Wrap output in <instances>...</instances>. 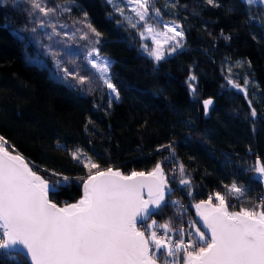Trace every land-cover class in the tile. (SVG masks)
I'll return each instance as SVG.
<instances>
[{
	"label": "trees",
	"instance_id": "obj_1",
	"mask_svg": "<svg viewBox=\"0 0 264 264\" xmlns=\"http://www.w3.org/2000/svg\"><path fill=\"white\" fill-rule=\"evenodd\" d=\"M47 2L71 7L56 18L67 25L87 13L102 35L95 44L97 38L89 33L90 40L82 44L98 48L109 59L120 95L109 107L107 89L99 79L83 86L71 78L54 79L51 60L35 59L39 55L34 41L41 38V29L30 31L35 26L29 17L31 4L0 0V136L7 149L19 153L45 179L69 177L50 195L54 203L64 206L81 197L88 172L69 155L78 147L101 170L112 167L125 175L149 172L162 162L173 190L169 199L178 205L169 204L148 223L171 221L175 227L179 210H187L192 218V207L218 192L230 212L261 211L257 199L263 197L253 174L257 159L264 166V8L241 0H217L220 7L206 0H154L160 22L174 21L184 32L183 47L156 63L142 51L148 42L138 29L128 26L105 0ZM77 27L89 31L82 24ZM69 61L74 70L86 66L81 52ZM190 75L196 77L191 81L195 96L188 87ZM229 79L241 87L249 81L247 98ZM209 98L213 106L205 115L202 102ZM167 145L172 148L163 147ZM181 164L189 187L179 183ZM233 181L247 189L244 196L228 193ZM16 261L26 264L19 255L13 260L0 251V264ZM164 261L161 256L157 263Z\"/></svg>",
	"mask_w": 264,
	"mask_h": 264
},
{
	"label": "snow or ice",
	"instance_id": "obj_2",
	"mask_svg": "<svg viewBox=\"0 0 264 264\" xmlns=\"http://www.w3.org/2000/svg\"><path fill=\"white\" fill-rule=\"evenodd\" d=\"M119 2L107 0L115 11L123 15L124 9L118 6ZM206 2L214 7L221 6L217 0ZM242 2L248 6L264 7V0ZM28 3L31 4L29 17L35 25L30 31L37 33L38 29H51L44 33L51 42L47 49L57 69L63 72V80L68 82L71 78L83 86L93 78L99 79L109 90L111 107L113 100L118 101L120 95L110 75L111 62L102 57L98 48H90L83 57L86 66L78 65L75 70L63 67L59 58L58 46L74 41L77 34L80 40H90V32L97 38L94 43H100L102 34L88 20L87 13L82 20L74 22L71 26L74 30L61 32L56 18L71 12L70 6L61 3L49 6L47 0H28ZM127 3L132 5L131 11L137 19L133 22L131 17L125 18L133 28L142 23L141 38H150L156 45L151 49L147 44L143 47L156 63L183 47L184 32L178 30V23H164V31H160L147 22L150 6L152 15H161L160 9L154 6V0H127ZM80 24L89 32L77 27ZM68 28V25L59 24V29ZM161 37L163 43L169 45L167 50L161 47ZM225 39L229 37L225 36ZM82 71L88 74H81ZM195 80L194 75L189 76L188 87L193 96L196 88L191 81ZM228 83L243 91L247 98V79L245 87L231 79ZM202 103L207 115L213 100L205 99ZM249 106L251 116L257 117L251 101ZM6 144L7 141L0 136V251L13 260L23 251L31 264H157L161 256L165 257L164 264H264V199L259 205L261 211L240 208L232 212L225 196L219 192L215 194L216 203L211 196L200 201L195 208L207 231L193 224L195 232L187 233L189 239L186 243L185 230L173 228L171 221L158 224L152 219L148 223L169 204L178 205L177 201L169 199L173 190L168 186L162 162H157L149 172L133 171L125 175L112 167L101 170L91 156L77 147L69 155L88 172L82 181L83 194L75 203L59 207L50 195L67 184L69 177L62 176L55 181L45 179L19 153L14 155L8 151ZM163 147L172 148V145ZM254 171L259 182L264 184V166L259 159ZM179 173L180 185L189 187L190 180L185 178L182 164L179 165ZM51 174L62 175L55 171ZM246 191L236 181L228 186V193L237 198L244 196ZM191 194L189 191L188 195ZM157 229L162 230L163 235L158 234ZM173 232L179 239L174 240L168 235ZM180 253L182 258L178 255Z\"/></svg>",
	"mask_w": 264,
	"mask_h": 264
},
{
	"label": "rangeland",
	"instance_id": "obj_3",
	"mask_svg": "<svg viewBox=\"0 0 264 264\" xmlns=\"http://www.w3.org/2000/svg\"><path fill=\"white\" fill-rule=\"evenodd\" d=\"M105 1L107 2V0H105ZM110 5L113 8V10L115 11L113 4H110ZM118 6L124 9V14L121 15L119 12H117V11H115V12L121 17V19L123 21L126 22V24L128 26H130V25L128 23V20L125 17H131L132 20H133V22L136 21L137 17H135V14L131 11L132 5H129L127 3V0H120ZM147 22L150 23V24H154L156 26V28H158L160 31H164V28H163L164 23H169V24L172 23V22H166V21L160 22V20H159V18L157 16L151 14V11H150L149 18H147ZM59 24H64V23H62L61 21L58 20V30L61 31V32L74 30V29H72L71 25H68L69 26L68 29H59ZM65 25H67V24H65ZM135 28L138 29L139 35H140V32L144 30L142 23L141 24H138L137 27H135ZM50 31H51V29H41V38H39V39L35 38L34 44L36 46H38L37 47V54L39 55V57L35 56V59H36L37 62L41 63V62H44L46 58H49L51 60L50 61V66H51V74H52V77L54 79L59 80V81L65 82L63 80V75H64L63 72L62 71H59L57 69L56 64L54 62V59L49 54L48 49H47V46L51 42L48 40L47 36L44 35V33L45 32H50ZM83 31L86 32V30H84V29H83ZM145 35L147 36L148 33H145ZM169 35H171V34H169ZM160 40H161V47H163L165 50H167V48H168L169 45L163 43V38L162 37L160 38ZM145 41L148 42L149 49L156 47V45H154L152 43V40L150 38L147 39V40H145ZM169 43H172V42L170 41ZM76 45H79L81 48H77ZM89 49L90 48H87V47H84L83 46L82 40L79 39V34H77V37H76V39L74 41H67L66 42V45H64V46H58V50L61 52V57H59V58L62 60L63 67H67L69 69H72V67L69 65V62H70L69 60L72 57H74L77 54H79L80 52H81L82 57H84V55H86V53H87V51ZM142 51L145 53L146 56L150 57L153 60V58L151 56H149L148 53L145 51L144 47L142 48ZM166 56H170V55H166ZM101 83H102V81H101ZM106 89H107V87H106ZM107 93H108V96H109V90L108 89H107ZM213 199H214V202L216 203V201H215V195L213 196ZM250 210H253V209H250ZM194 232H195V228L193 229V233Z\"/></svg>",
	"mask_w": 264,
	"mask_h": 264
},
{
	"label": "built area",
	"instance_id": "obj_4",
	"mask_svg": "<svg viewBox=\"0 0 264 264\" xmlns=\"http://www.w3.org/2000/svg\"><path fill=\"white\" fill-rule=\"evenodd\" d=\"M258 201H261V199L259 198V199H257ZM259 203V202H258ZM179 208L180 209H182V207L179 205ZM183 211L184 212H181L180 210H179V212H177L176 213V215H175V220H177L178 221V223H177V226H175V227H173V228H175V229H180L181 227L185 230V237H184V239H185V242L187 243L188 242V235H187V233L189 232V231H191V232H193V227H192V225L193 224H195L194 223V220H193V217L191 218L188 214H187V210H185V209H183ZM158 231V230H157ZM158 234H160V235H163V232L162 231H158ZM168 235H171L172 236V238L174 239V240H176V239H179V237H178V235L175 233V232H173V233H168Z\"/></svg>",
	"mask_w": 264,
	"mask_h": 264
},
{
	"label": "water",
	"instance_id": "obj_5",
	"mask_svg": "<svg viewBox=\"0 0 264 264\" xmlns=\"http://www.w3.org/2000/svg\"><path fill=\"white\" fill-rule=\"evenodd\" d=\"M242 1V0H241ZM243 4H245V5H247L246 3H244L243 2ZM252 7H258V8H264V7H261L260 5H255V6H252ZM7 149V148H6ZM8 151H10L12 154H16V152H14L13 150H9V149H7ZM255 166H256V164H255ZM115 170V169H114ZM253 179H254V181L255 182H257L259 185H260V190H261V194H262V197H263V199H264V184H262V183H260L259 182V179H258V177H257V174L255 173V171H254V174H253ZM56 192V191H55ZM80 192H81V196H82V194H83V183L81 184V186H80ZM144 196H145V199L147 198V193H146V191H145V193H144ZM79 200V199H78ZM198 204V203H197ZM196 205V204H195ZM195 205L192 207V214H193V220H194V223H195V225H196V227H199V228H201V230H203V231H207L206 229H204L203 228V224H202V222L200 221V218H199V216L197 215V210H196V208H195ZM59 207H62V206H59ZM19 256H21L24 260H25V262H26V264H31V261H30V258H28V257H26L25 255H24V253H23V251H20L19 252ZM158 264V263H157Z\"/></svg>",
	"mask_w": 264,
	"mask_h": 264
}]
</instances>
